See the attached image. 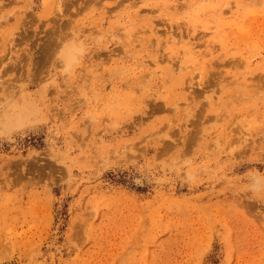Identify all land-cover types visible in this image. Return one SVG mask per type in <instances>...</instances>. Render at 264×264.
<instances>
[{
    "label": "rangeland",
    "instance_id": "1",
    "mask_svg": "<svg viewBox=\"0 0 264 264\" xmlns=\"http://www.w3.org/2000/svg\"><path fill=\"white\" fill-rule=\"evenodd\" d=\"M0 264H264V0H0Z\"/></svg>",
    "mask_w": 264,
    "mask_h": 264
}]
</instances>
